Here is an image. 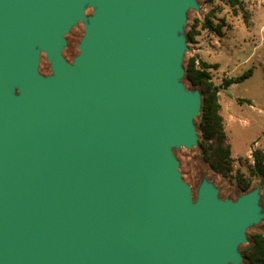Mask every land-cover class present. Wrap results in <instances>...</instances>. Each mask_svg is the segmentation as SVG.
<instances>
[{"label":"water","instance_id":"water-1","mask_svg":"<svg viewBox=\"0 0 264 264\" xmlns=\"http://www.w3.org/2000/svg\"><path fill=\"white\" fill-rule=\"evenodd\" d=\"M194 1L0 0V264H241L257 192L205 185L193 205L170 151L197 143L200 94L179 82Z\"/></svg>","mask_w":264,"mask_h":264},{"label":"rangeland","instance_id":"rangeland-1","mask_svg":"<svg viewBox=\"0 0 264 264\" xmlns=\"http://www.w3.org/2000/svg\"><path fill=\"white\" fill-rule=\"evenodd\" d=\"M239 1L241 5L233 7L229 0H195L196 8H190L185 14L186 22L179 34L185 39L181 61L183 77L179 82L187 92L200 94L201 108L193 120L196 145L190 148L175 146L170 151L178 163L180 180L190 190L193 205L198 203L205 185H209L216 192L217 199L224 203H237L241 197L257 192L261 219L247 227L244 234L246 242L237 247L241 264H246L243 251L251 237L264 236V178L253 176L250 172L254 166L252 153L264 152V0ZM95 12V7L86 5L83 18L72 24L63 35L65 43L61 54L72 67L81 55L80 45ZM207 19L214 26L221 25L220 32L205 29L203 25ZM192 59L197 68L201 61L217 66L206 70L213 87L221 86L224 78L239 77L250 69L253 71L250 79L218 92L219 114L225 134L223 146L231 148L232 158L231 172L225 176L214 171L201 146L200 120L207 89L205 86H193L185 79L188 63ZM38 74L46 80L54 76L51 62L42 50H39ZM14 94L19 95V91L16 89ZM210 146L213 148L211 159L214 160L217 141H211ZM240 180L250 182V190L242 191Z\"/></svg>","mask_w":264,"mask_h":264},{"label":"trees","instance_id":"trees-1","mask_svg":"<svg viewBox=\"0 0 264 264\" xmlns=\"http://www.w3.org/2000/svg\"><path fill=\"white\" fill-rule=\"evenodd\" d=\"M233 6H240L239 0H229ZM204 28L211 32H220L221 25L214 26L212 22L207 19L204 23ZM217 68L216 65H209L205 62H199V68L196 67L195 60H190L187 66L185 79L193 86H205L207 96L202 108V116L200 120V129L202 131L203 153L207 160L211 161V166L219 174L228 175L231 172V148L224 147L225 134L223 132V120L219 114L220 105L218 103V92L229 89L232 85H237L250 79L253 75L252 69L246 71L243 75L235 78H224L223 83L219 87H213L211 76L206 71L207 69ZM242 101V100H241ZM217 141V147L214 149L215 159H211L210 153L213 148L210 146L211 141ZM254 159V166L251 169L253 176H260L264 178V152L255 151L252 153ZM250 182L240 180L239 185L242 191L250 190ZM243 257L246 264H264V236L254 235L251 237L249 245L243 251Z\"/></svg>","mask_w":264,"mask_h":264}]
</instances>
